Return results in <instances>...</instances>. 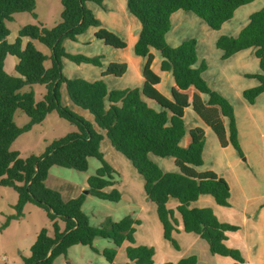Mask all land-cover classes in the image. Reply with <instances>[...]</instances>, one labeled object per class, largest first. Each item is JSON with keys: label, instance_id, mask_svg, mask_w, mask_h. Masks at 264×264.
<instances>
[{"label": "trees", "instance_id": "16d2710c", "mask_svg": "<svg viewBox=\"0 0 264 264\" xmlns=\"http://www.w3.org/2000/svg\"><path fill=\"white\" fill-rule=\"evenodd\" d=\"M128 12L141 24V31L134 46V54L146 59L142 68L144 79L141 88L110 90L104 80L94 82L81 78L70 79L63 72V59L77 65L102 67V56L87 57L68 53L65 40L76 42L90 28H99L102 21L88 8V2L103 6L102 0H62L61 23L54 28L42 24L20 29L15 43L10 44V30L6 23L14 20L18 13H30L37 18L36 0H0V187L13 188L19 196L15 205L16 215L4 224L8 227L13 219L23 217L26 205L34 204L44 209L52 222V235L43 229L31 248V256L23 264H53L60 256H67L71 247L83 245L94 248L98 238L110 240L114 247L101 254L108 264H116L118 248L125 242L136 243L135 225L139 222L130 215L120 221L107 218L100 226H93L83 210L87 195L65 200L62 194L47 187L46 181L53 167L87 172L90 158L100 161L101 167L88 178V191L93 197L111 203L122 200L121 192L115 188V169L107 162L101 150L105 137L113 148L125 156L144 178L147 198L157 206L158 217L164 228V238L177 250L179 245L173 234L178 221L175 212L168 207L170 199L179 202L178 212L184 232L200 236L209 245L210 252L220 257H230L242 262L241 254L226 245L228 232L239 227L221 222L211 208H196L193 204L204 195L212 196L222 207L230 206L229 183L214 171H198L204 165L205 131L195 128L190 131L188 147L181 145L186 135L185 111L189 105L188 91L194 88L208 96L205 103L199 94H194V112L216 135L220 145H232L243 158L235 109L231 102L213 90L204 79L208 69L205 61L199 62L198 42L188 39L177 47L171 46L167 35L172 30V17L178 11L190 12L203 20L212 30H221L234 18L236 11L256 0H126ZM107 44L124 48L126 43L112 34H107ZM38 41L51 50V55L40 52L32 42L23 48V39ZM217 48L223 52L222 60L249 49L255 50L260 72L248 75L258 80L259 85L243 92L249 104H255L264 93V8L253 13L249 23L240 34L221 36ZM152 49L162 57V72H171L175 87L171 98L158 89L161 78L153 69ZM8 56L17 59V77L5 70ZM51 67L46 68V62ZM126 66L111 64L105 73L122 76ZM43 85L47 88L42 101H36L33 90L22 92L26 87ZM76 106L89 111L93 124L62 104V89ZM155 102L154 109L147 100ZM18 110L23 111L30 122L19 127L15 122ZM78 127V132L54 140L41 156L22 158L12 151L13 143L34 126L42 124L53 112ZM228 120L226 127L223 119ZM102 132H105L103 134ZM173 158L178 172H164L152 159ZM112 188L111 191L107 189ZM61 223L65 225L63 228ZM154 248L130 246L126 249L128 262L123 264H154ZM173 264V263H166ZM177 264H197L191 256Z\"/></svg>", "mask_w": 264, "mask_h": 264}, {"label": "crops", "instance_id": "0c3cea01", "mask_svg": "<svg viewBox=\"0 0 264 264\" xmlns=\"http://www.w3.org/2000/svg\"><path fill=\"white\" fill-rule=\"evenodd\" d=\"M102 2H103L102 7L99 6L98 4L97 5L103 8L104 10H106V12L108 13V17H109V19H107V22L109 24L107 26L109 28H107L106 26V23H105L106 21H102V20H101L102 26L99 27V28H104V29L106 28L105 44L117 50H126L132 47L134 50V46L138 41L139 34L141 31V24L137 22L138 20L131 14H130L131 16L124 18V23H122V21L116 20V14H117L116 12H118L119 10L117 8L118 4L124 3L127 9V1L107 0V2H105V0H102ZM123 13L125 14V12ZM95 16L98 18L97 15ZM176 16L179 17L178 18L180 19L179 23L182 25L185 23L184 22L185 20L183 19H186V20L189 19L188 16L180 14L179 11L173 15L172 30L167 35V41L173 47H177L184 41L188 40L186 39L182 41L181 43L179 42V39H178L179 31L178 30L175 31V28H176L175 17ZM92 29L93 28H90L85 34L79 36L78 40L75 43H79L80 39L85 37L87 33H89ZM182 30L183 28L181 29V32ZM107 34H112L116 36L119 40L125 42L126 47L117 48V47L108 45L107 44V40H108ZM24 39H29V38H24ZM189 39H192V38H189ZM170 40L171 42H177V43H174V45H172L170 43ZM83 44L91 45V40L85 39L83 41ZM198 48H199V42H198ZM249 50L250 52H244V51L239 52L227 60H222L223 52H209L213 54L215 60H217L218 62V66L215 69L212 68V65L208 62V59H206L207 54L201 55L200 52H198L199 62L205 61L208 64V69L203 74L204 79L207 81V83L213 90L219 92L221 95L227 98L231 102V104H233V101L231 100L230 96L227 93L229 90H233V92L235 91L237 95L236 98L238 99L241 96L243 97V92L245 90L259 85L258 80L248 77V75L257 74L260 72L259 60L257 59L258 60V66H257V60H256L257 57L255 55V50L254 49H249ZM66 51L71 54H81V55L85 54L84 56H87L86 53H83V52H70L68 50ZM152 54L154 56L152 69L161 78V83L158 86V89L164 96L171 98V91L175 87L173 75L171 72H162L161 70L162 57L160 53L152 49ZM100 56H102V60H101L102 67H96L100 71V77L94 76L91 79L90 77H86L82 75H74V76L72 75L73 77H70L69 75L66 74L65 76L70 79L81 78V79H85L90 82H94L97 80H104L110 90H123L127 88H136V87L141 88L143 86L144 79L142 76V68L146 62V59L137 57V56L133 57V56L127 55V56L120 57L119 59L120 61H115L116 60L115 58H110L108 63L105 64L106 57H104V55H100ZM66 61H69V60L63 59L64 74H65L66 68H68L70 71H81L83 70V67L87 66L86 64L77 65L74 63L76 65L75 66L76 68H75L74 66H71V65L69 66V64H67L68 62ZM111 64H117L118 66H121V67L126 66L125 73L122 76L109 75V74H105L104 76L103 74L105 73V71ZM131 72L132 73L134 72L133 74L134 75L133 78L135 82L134 87H117L118 86L117 84L115 87H112V88L109 87L108 80L110 79L114 80V79L119 78L120 80H115L117 81L115 83L123 84L122 83L124 82L123 79L127 76V74ZM165 80L168 81V85H167L168 91L167 92H163L161 89ZM245 83L248 84V86L243 87V88H247V89H243L240 91L239 86ZM187 93L189 95V105L185 111L186 135L184 139L182 140L181 145L183 147H188L190 143V131L195 128H202L205 131L206 144H205L204 154H203L204 165L198 168V171L200 172L201 171H214L220 177L224 178L229 183L230 188H231V198H230L229 207H222L218 205L215 199L210 195H204L200 197V199L196 203L193 204V207L211 208L214 211L216 217L221 222L239 227L238 231L227 233L228 240L226 241V245L231 249L238 250L241 254L243 261L240 263L230 257H224V258L232 259L233 264H264V195H262V193H259V192H262L260 187L264 179V171H263L264 160L261 161V159L264 158V142L262 143V146H261V149L263 150L262 152L263 154L260 155V158H261L260 162H259L258 157H255L256 160H258V162H255V165L257 166V168L261 169V173H259V172L254 171L255 167L249 166L250 156L248 155L245 144L246 142H248L247 144H249L252 139H250V136L248 135V133L246 132L243 133L242 131V128H246V127L252 131L256 129L264 128V104L261 106L258 105L259 101L264 97V93L261 94L257 98L256 103L253 105L243 100L244 102H242V108L246 112L245 117L243 115L237 114V111L234 107L238 130H239L240 144H241L243 153L245 155L244 157H246L244 160H242L243 158L238 154V152L234 149L232 145H228L226 148H223L220 145V143L218 145L217 144L214 145L213 147L207 146V143H208L207 140L211 136L210 132H213V131L203 122V120L194 112V110H193V114L191 111L193 109L192 101H193L194 94H199V96H201V98L203 99L205 103L208 101V96L198 93L194 88H191ZM242 99H244V97ZM64 100H65L64 103L66 104L67 107L69 108L71 107L74 110H77L76 108L73 107V105L75 104H72L73 102L70 100L67 91L65 92ZM146 100L151 106V100H148V99ZM80 114H84V112H81ZM188 117L190 118V124H188L187 122ZM223 120H224L225 126L227 127L228 120L225 118ZM98 131L101 132L100 129ZM102 133L105 134V132H102ZM105 139L101 145L102 152H103V143L105 142ZM213 139L215 142L216 141L215 138ZM151 156L150 158L152 159ZM152 161L155 162V160L153 159ZM169 163L171 165L173 164L176 167V169H172V170L169 169L167 171V170L162 169L161 167L160 168L164 172H178V168L175 164V160ZM243 163H246L247 165L246 168L244 165H242ZM113 168L115 169V167ZM54 169L55 167H53L50 170L49 177L46 181V185L47 187L51 189H55L59 191L61 194L62 192L66 191L68 194V197L64 198L65 200L76 198L79 195L84 194V192L88 190V178L90 177V174H88L82 181L76 182L73 186H69V181L67 180H66L67 184H65L66 187H63L62 184L60 186L59 184L56 186L51 185L49 181H50V178L52 177V173L55 171ZM115 171L117 172V174H115V180L118 182L115 188L119 190V188H121L122 185L125 183V179L123 178L122 175H120L119 171H117L116 169ZM259 176H261L263 179L260 178ZM142 179H143V187H144L145 181L143 177ZM141 184L142 183H140V197H139L140 200L137 202L136 200H134L135 198L133 196L134 192L132 191V194H131L132 196L130 197L131 201H129V205L130 206L131 204L133 205L131 208H129L130 211H127V215L130 214V216L134 220L139 222L138 225H135L136 243L132 245L129 242H125L120 248H118L117 252L119 253L120 251H125V254H126V249L130 246H146V247L154 248L155 250L154 264H166V263L177 264L181 259L188 258L191 256H195L197 258V264H217V260L214 257H220V256L213 255L210 252L209 245L206 241L201 239L200 236H198L197 234L184 232V225H183L182 217L180 213L178 212L179 202L175 199H170L168 203V207L175 212V217L178 221L177 231L174 232L173 236L176 239L180 247L179 250H177L169 241H167L164 238V228L158 217L157 206L151 201H149V199L146 196L145 190L144 192L142 191ZM234 189H236V194H234ZM111 190L112 188L107 189L108 192ZM92 198L93 196H91L90 194L87 195L85 204L83 206L84 211H85L86 203L88 201H93ZM123 200H124V195L122 194V200L119 203L123 202ZM133 200L136 203H134ZM153 204L155 205V207ZM104 218L105 217L100 219L99 222H103ZM123 218L124 217H122L121 219ZM121 219L113 220V221L117 222V221H120ZM98 239L94 241V246L96 242L99 241ZM107 241H109L105 245L107 246V248L108 246L114 247L113 243L110 240H107ZM163 241H166L169 244H171L177 255L174 254V257L172 259H168L167 257V259H164L163 261L158 262L157 258L159 255V248H158L157 242L160 245V248L165 247L167 251H170L168 250L169 246H167V244H165ZM105 249H106L105 247H102V249L98 248L97 250H99L100 252H103ZM118 253L115 259L116 264H123V263L128 262V259L126 256V260L125 261L123 260L119 263L117 261ZM82 254L88 258L86 259V261H84L85 263L83 264H95L94 261L101 264L100 258L102 256L94 252L90 247L83 246V245H76V246L71 247L68 251L67 256L65 257L60 256V258L57 259L58 264H65L70 259L72 260V264H73L74 257L72 256L82 255ZM200 256L204 258L203 262L201 261ZM230 264L232 263L230 262Z\"/></svg>", "mask_w": 264, "mask_h": 264}, {"label": "rangeland", "instance_id": "374dc122", "mask_svg": "<svg viewBox=\"0 0 264 264\" xmlns=\"http://www.w3.org/2000/svg\"><path fill=\"white\" fill-rule=\"evenodd\" d=\"M126 1V0H125ZM107 2V0H105ZM36 14L37 18L33 16L30 13H18L14 15V20L12 22H7L6 25L8 29L10 30V36L8 38V42L10 44L15 43L16 39L19 36V31L21 28L29 25H38L42 24L46 28H54L58 26L61 23V15L63 12V6H62V0H36ZM88 8L91 9L95 15L98 16L99 20L106 21V26L109 25L107 22L108 13L103 8L99 7L97 4L89 2L87 4ZM117 8L119 9L118 12H116V20L122 21L124 23V18L131 16L130 13L127 11L124 3L118 4ZM264 8V0H256L253 3L249 5H245L240 7L235 15L234 18L227 23H225L221 30H212L203 20L198 18L195 14L190 12H184L179 11L180 14H183L185 16H188L189 19H183L185 20L184 24H180L179 17H175V31H179V42L194 38L199 42V48L198 52H200L201 55L207 54L208 62L212 65V68L215 69L218 66L217 60H215L212 53L209 52H222L220 51L216 46V41L223 35L227 36H237L242 29L249 23L250 16L260 11ZM125 12V14L123 13ZM139 22V21H137ZM107 28H109L107 26ZM183 28L182 32L181 29ZM105 30L106 28H93L85 37L80 39L79 43L72 42L70 40H65L63 45L66 50L70 52H83L86 53L89 57H97L100 55H104L106 57L105 64L108 63L110 58H115V61H120V57L122 56H133L136 57L134 54L133 47L128 48L126 50H117L115 48L109 47L105 44ZM109 31V30H108ZM104 37V38H102ZM85 39L91 40V45H84L83 41ZM83 40V41H82ZM29 42H32L34 46L45 55H51V50L46 47L45 45L41 44L38 41H33L30 39H24L23 41V48L27 46ZM172 45L177 42H171ZM244 52H250V50L244 51ZM85 55V54H84ZM202 57V56H200ZM257 60V58H256ZM68 62L69 66H76L74 63L70 61ZM51 61L46 62L45 66L46 68L51 67ZM17 65V59L13 56H8L5 62V70L6 72L11 75L17 77L18 74L16 73L15 67ZM86 66V65H85ZM257 66H258V60H257ZM76 68V67H75ZM133 71V70H132ZM94 72V73H93ZM73 73V74H71ZM69 75L70 77H73L74 75H82L86 77H92L98 76L100 77V71L96 67L92 65H87L86 67H83V70L81 71H70L68 68H66L65 75ZM134 72L127 74V76L123 79V84L115 83L120 80L118 79H110L108 80L109 87H115L116 84L117 87H134ZM73 75V76H72ZM168 81L165 80L161 89L163 92L168 91ZM248 84H241L239 86V90L247 89L243 87H247ZM121 89V88H120ZM33 90L36 94V101L40 102L43 100L45 94L47 93L46 86L43 85H34L33 87H26L22 92H29ZM65 92L66 90H62V104L66 106L64 103L65 100ZM228 95L230 96L231 100L233 101V107H235L237 114L246 116V112L242 108V102L246 101L245 99H242L243 97L236 98V93L233 90H229ZM244 100V101H243ZM247 102V101H246ZM73 104V103H72ZM264 104V97L259 101V106ZM249 106V105H248ZM74 108L77 110H74L70 107V109L75 112L76 114L82 116L87 121L93 124V127L96 130H99L98 126L95 123L94 116L89 112L86 111L79 106L73 105ZM151 107L154 109H158L159 106L151 101ZM81 112H84V114H80ZM193 114V109H192ZM15 122L19 127H24L30 122V118L21 110H18L15 116ZM188 124H190V118L187 119ZM243 125V124H242ZM243 127V126H242ZM243 133L246 132L250 136L251 142L247 144L246 142L245 147L247 148L248 155L250 156V165L252 167H255L254 171L261 173V169L257 168L255 165V162H258L255 157H258L260 162V155L263 154V150L261 149L262 143L264 142V128L256 129V130H249L247 127L242 128ZM78 132V127L74 124L70 123L69 121L61 118L58 114V112H53L45 119V121L40 124L34 126V128L28 132L20 136L12 145L11 150L17 151L21 154L22 158H28L32 155L41 156L43 155L48 146L57 139L64 138L72 133ZM211 136L207 140V146L213 147L214 145H218L219 141L214 135L213 132H210ZM215 138V142L214 139ZM106 138V137H105ZM220 146V145H219ZM103 153L105 156V159L107 162L115 167L117 171H119L120 175L123 176L125 179V183L122 185L119 190L124 195L123 202L117 204V203H111L108 201H102L96 197H93V201H88L85 206V213L91 220V223L93 226H100L102 222H99L100 219L105 217L103 219V222L107 218H111L112 220H118L122 217L127 216V211H130L129 208L132 207L129 205V201H131L130 197L132 196V191L134 192V200L139 201L140 200V183H142V191L144 192L143 187V179L141 175L137 172V170L133 167L132 163L121 153L116 151L108 138L105 139V142L103 143ZM153 160H155V163L161 167L164 170L169 169H176V167L169 162H173V158H160L156 156H151ZM246 157H243L242 160H244ZM209 159V158H208ZM261 159V161H263ZM90 169L87 172H80L72 169H65L61 167H55V171L52 173V177L50 178L49 183L51 185H58L62 184L63 187H66L65 184L66 180L69 181V186H73L76 182L82 181L88 174L90 176L94 175L96 171L101 167V163L96 158L90 159ZM208 162V161H207ZM242 165L246 168V163H243ZM241 165V166H242ZM264 171V169H263ZM262 178L261 176H259ZM65 179V180H64ZM263 179V178H262ZM261 191L259 193H262L264 195V179L263 183L261 185ZM62 196L64 198L68 197V194L66 191L62 192ZM144 194V193H143ZM234 194H236V189H234ZM145 196V195H144ZM19 199L18 193L13 188H6V187H0V264H23L24 259L29 258L31 256V248L35 244L37 237L39 233L43 229H48L50 231V234L52 235V222L48 218L47 212L34 205V204H28L25 206L23 210V217L20 219H13L11 220V223L8 227L3 229L4 224L7 222L8 219H10L12 216L16 215L15 205L17 204ZM133 200V202H134ZM150 201V200H149ZM134 202V203H136ZM154 205V204H153ZM155 207V205H154ZM130 215V214H128ZM61 226L64 228L65 225L61 223ZM156 237V236H155ZM99 241L96 242L94 248L97 250L102 249V247H105L107 249V240L105 239H98ZM167 246H169L170 251H167L165 247H161L157 242L158 248H159V255H158V262L163 261L164 259H172L174 257V254L177 255L172 247L171 244H169L166 241H163ZM163 244V243H162ZM108 248H113L112 246H108ZM89 250V249H88ZM90 251V250H89ZM99 251V250H98ZM95 252V251H94ZM174 252V253H173ZM97 253V252H96ZM102 252L99 251L98 254L102 256L100 258L101 264H108L105 257L101 254ZM74 254V253H72ZM65 257V256H64ZM73 264H83L85 263L86 259H88L86 256L82 255H76L72 256ZM201 261L203 262L204 258L202 256ZM60 258V257H58ZM57 258V259H58ZM217 260V264H230V262L233 264V260L230 258H224V257H214ZM55 260L53 264H58V260ZM126 260V254L125 251H120L118 253L117 261L120 263L121 261ZM206 261V260H205ZM72 264V260H68L65 264ZM95 264H99L94 261Z\"/></svg>", "mask_w": 264, "mask_h": 264}, {"label": "water", "instance_id": "95a60500", "mask_svg": "<svg viewBox=\"0 0 264 264\" xmlns=\"http://www.w3.org/2000/svg\"><path fill=\"white\" fill-rule=\"evenodd\" d=\"M84 194H85V195H88V194H89V191H88V190H87V191H85V192H84Z\"/></svg>", "mask_w": 264, "mask_h": 264}]
</instances>
